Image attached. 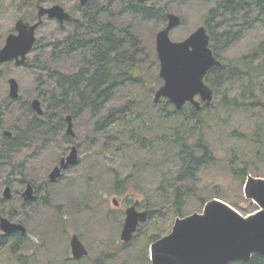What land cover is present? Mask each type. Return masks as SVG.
Segmentation results:
<instances>
[{"label":"rangeland","instance_id":"374dc122","mask_svg":"<svg viewBox=\"0 0 264 264\" xmlns=\"http://www.w3.org/2000/svg\"><path fill=\"white\" fill-rule=\"evenodd\" d=\"M23 1L0 0V46L5 43L10 33H15V26L19 20L24 16L33 19L38 13V6L51 8L60 5L74 19H79L87 11L78 8L79 6L86 8L80 5V0H37L34 7H25L22 5ZM98 1L101 3L104 0ZM217 1L220 0H149L148 6H165L169 10L167 13L182 18V26L171 32V39L181 42L205 26V19ZM155 17L147 23V34L150 39L148 43L154 40L156 50L157 34L166 27L167 21L159 16ZM43 20V25L36 31L39 45L28 59L34 61L38 58L43 64L51 67L53 47L50 44L62 41L69 32H73L74 25L70 23L71 21L60 24L47 16ZM31 22L33 25L39 20ZM263 44L264 24H259L233 37L229 48L220 51L218 55L227 62H237L245 55L255 52ZM221 46L222 44L219 48ZM152 60L154 68L151 65ZM83 62V59L70 62L71 73L87 68ZM145 62L151 65L150 71L154 70L155 73L158 70L160 77L161 66L157 51L155 57H150L148 61L142 63ZM3 71L4 77L0 79V100L8 97V81L14 78L19 84L20 97L22 102L27 104L26 107L34 100H40L44 110L40 93L53 90L54 85L46 86L40 83V68L34 65L26 67L10 64L4 67ZM146 80L149 87L156 92L164 85L162 79L160 84L157 79H149L148 76ZM247 87L248 85L242 83L234 85L235 96L247 91ZM217 101L215 98L210 105H214L215 108L213 106L212 109L205 111L207 115L205 124L197 125L200 129L197 132H201L200 135L205 137L216 161L202 170L196 186L191 181L183 182L185 190H192L187 192L184 217L194 213L202 214L209 201L220 197L218 193L221 194L220 199L229 205L237 206L238 209H235L245 217L260 210L257 204H253L245 196L244 188L248 178L243 180L236 172L239 169L247 170L251 177L264 178V112L250 107L236 109L235 106L216 109ZM204 105L206 106L203 103ZM107 113L108 110L105 109L95 117L87 113L73 120L75 136H71L67 134V123L63 124L61 129L60 125L55 123L53 131L45 134L43 129L38 128L37 123L32 122L33 117L27 118L26 109L13 105L4 111L0 123L13 136L7 137L0 131V154H3L0 156V237L4 233L1 229L2 218L24 225L27 233L24 240H19L20 249L16 253L9 250L11 240L6 247L0 249V264H80L69 260L72 256L70 240L73 234L78 235L89 250V255L84 260L85 264H124L123 252H130L136 246L144 245V239L154 233L153 221L147 219L139 226L130 242L124 243L121 240L126 210L136 202H139V211L148 210L142 202L143 194L137 195L132 191V189L140 191L138 188L129 186L128 193L117 192L109 176V170H113L114 165L98 155V148L104 135L101 133L94 135L92 131L95 124ZM31 124L34 125L30 127ZM72 146L79 148L80 163L63 171L61 180L51 183L49 175L55 167L60 166L62 158L71 153ZM143 171L139 185L141 190H147L151 196L154 194V197L159 199L157 189L163 174L152 168ZM92 177L96 182L92 180L91 185H88ZM26 181L39 189L40 198L37 204H24L19 196L20 192L27 189V184H24ZM7 187L12 191V198L9 200H6L4 195ZM131 193L134 196L133 201L129 203L127 198L131 199ZM7 201L10 202L5 203ZM11 207L17 214L13 218L12 211H9ZM74 209L80 210L72 215ZM177 219L174 220L172 227L168 224L160 232L163 233V237L171 233ZM150 247L151 245L149 255ZM108 252L114 253L115 257H107ZM133 264H145V261L143 259Z\"/></svg>","mask_w":264,"mask_h":264},{"label":"trees","instance_id":"16d2710c","mask_svg":"<svg viewBox=\"0 0 264 264\" xmlns=\"http://www.w3.org/2000/svg\"><path fill=\"white\" fill-rule=\"evenodd\" d=\"M35 2L37 0H24L22 5L34 7ZM148 3L149 0L144 3L140 0L101 3L90 0L86 8L79 6L87 11L79 19L72 18L73 32L62 41L50 44L52 66L48 67L38 58L26 64V67L40 68L41 84L54 85L53 90L40 93L44 115L39 117L22 100L12 104L26 109L27 118L33 117L32 122L45 134L53 131L55 123L60 125L59 129L66 125L67 115L71 114L76 120L87 113L95 117L108 110L92 131L94 135H104L98 155L114 165L109 176L119 194L128 193L129 186L140 190L132 189L137 195L143 194L142 202L151 212L148 220L153 221L154 226V233L144 239V245L123 252L124 264L143 259L145 264H151L149 246L163 237L160 232L168 224L172 227L176 218L185 215L187 192L192 190H185L183 182L191 181L196 186L202 170L216 161L205 137L197 132L200 131L197 125L207 120L205 111L214 105H204L198 111L188 104L177 110L167 99L155 101L156 91L149 87L146 78L157 79L159 84L162 80L158 70L150 71L151 65L154 68L153 60L151 65L142 63L156 56L154 40L148 43L147 23L155 16L167 21L169 10L165 6H148ZM116 9L119 11L115 12ZM23 19L31 18L24 16ZM259 24H264V0H220L209 11L204 25L211 37L210 47L222 62V66L212 69L205 79L214 91V99H218L216 109L235 106L264 112V44L237 62H227L218 55L229 48L233 37ZM38 45L37 42L34 50ZM80 59L87 68L71 73L70 62ZM141 64L146 66L141 67ZM237 83L248 85L240 96H235L234 92ZM246 98L252 99L244 100ZM146 168L163 174L157 189L159 199L139 186ZM236 173L243 180L249 177L247 170L239 169ZM89 180L87 184L91 185L95 178ZM130 196L129 203L134 194ZM79 210L74 209L72 215ZM4 240L6 238H0V248L7 246ZM19 240L20 237L9 242L11 253L20 249ZM108 253L107 257H115L114 253ZM230 264H264V256L255 254L249 261Z\"/></svg>","mask_w":264,"mask_h":264},{"label":"water","instance_id":"95a60500","mask_svg":"<svg viewBox=\"0 0 264 264\" xmlns=\"http://www.w3.org/2000/svg\"><path fill=\"white\" fill-rule=\"evenodd\" d=\"M90 0H81L85 6ZM146 1V0H141ZM64 24L72 16L60 5L51 8L39 7V22L30 24L23 19L16 24L17 35L8 37L5 47L0 51V65L16 61L24 65L28 55L37 43L36 31L43 25L44 17ZM166 27L156 37V51L160 60V77L164 85L156 92L155 101L167 99L177 110L190 104L196 110L202 109V103L210 106L214 101V91L206 83L209 72L222 66L210 47L211 37L205 26L200 27L190 37L181 42L171 39V32L182 26V18L176 14L167 15ZM10 97L20 99V87L15 79L10 80ZM198 98L200 100H198ZM32 109L40 116L44 115L40 100L31 103ZM2 105L0 102V115ZM67 134L75 136L73 117H66ZM5 136L12 137L10 131ZM79 150L76 146L61 160L50 175L55 183L62 172L78 165ZM244 193L247 199L257 204L260 210L248 217L221 199L209 201L202 214L194 213L178 218L168 235L155 241L150 247L152 264H230L236 261H249L255 254L264 256V178L248 177ZM5 199L12 198L10 187L5 189ZM24 197L35 200L34 188L28 185ZM117 205V203L115 202ZM139 202L126 210V220L121 235L124 243L130 242L139 226L145 223L150 211H139ZM1 229L5 234H26L22 224L1 219ZM72 253L75 259L87 257L89 252L78 235L71 239Z\"/></svg>","mask_w":264,"mask_h":264},{"label":"flooded vegetation","instance_id":"af4514ba","mask_svg":"<svg viewBox=\"0 0 264 264\" xmlns=\"http://www.w3.org/2000/svg\"><path fill=\"white\" fill-rule=\"evenodd\" d=\"M141 1V0H140ZM147 1V0H146ZM146 1H144V2H146ZM141 2H143V1H141ZM143 2V3H144ZM80 5H81V0H80ZM81 6H83V5H81ZM86 6V5H85ZM84 7V6H83ZM38 10H39V6H38ZM169 13H167V15H168ZM24 20V19H23ZM37 20H39V18H38V13H36L35 15H34V17H33V19L31 18V19H29L28 21L27 20H24L25 22H28V23H30V24H32V22L31 21H37ZM167 22H168V18H167ZM61 24V23H60ZM167 24V23H166ZM15 33L13 32V33H10L8 36H7V38H6V41H5V43L4 44H2V46H0V51L5 47V45H6V42H7V39H8V37L10 36V35H12V34H15V35H17L18 34V32L16 31V26H15ZM33 52V51H32ZM31 52V53H32ZM30 53V54H31ZM29 54V55H30ZM29 55H28V57H29ZM28 57H27V61H26V63L24 64V65H17V63H16V61H12V62H8V63H4V64H2V65H0V79H2L3 77H4V71H3V68L4 67H8L10 64H15V66H26V64H27V62H28ZM11 79H14V78H10L9 79V81H8V84H9V90H8V97L5 99V100H0V102H1V105H2V109H1V115H0V118L3 116V114H4V111L5 110H8V108H9V105H12V104H14V102H20L21 101V97H20V99L19 100H13V99H11V97H10V91H11V84H10V80ZM13 106V105H12ZM20 107H22V106H20ZM32 111H34L33 109H32V106H31V103H30V105L28 106ZM66 123H67V121H66ZM68 125V124H67ZM0 131H3L4 133H5V126L4 125H2L1 123H0ZM74 146H72L71 147V151H72V148H73ZM77 147V146H76ZM78 148V147H77ZM78 150H79V148H78ZM80 157V156H79ZM65 158V157H64ZM63 159V158H62ZM80 160V159H79ZM79 163H80V161H79ZM78 163V164H79ZM56 168V167H55ZM69 170V169H68ZM49 178H50V175H49ZM63 178V172H62V174H61V176L57 179V181L56 182H58L59 180H61ZM52 183V182H51ZM25 185L27 184V187H28V185L29 184H31L32 186H33V188H34V196H35V200H33V201H27L26 199H25V197H24V193H25V191H22V192H20L19 193V196L22 198V200H23V202H24V204H37V202L39 201V198H40V192H39V189H37L36 188V186L34 185V184H32V183H29L28 181H26L25 183H24ZM8 202H10V201H7V202H5V203H8ZM24 207H25V205H24ZM9 211H12L11 212V214H12V218L14 217V215H17L16 214V210H14V208L13 207H11V208H9ZM18 214H20V213H18ZM14 223V222H13ZM16 224H19V223H16ZM73 235H75V234H73ZM24 236H25V234H22V233H13V234H5V233H3L2 234V238H6V240H4V241H7V242H9L10 240H13V239H16V238H18V237H20V240H24L25 238H24ZM0 237V238H1ZM73 237V236H72ZM81 239V238H80ZM71 241V240H70ZM82 241V240H81ZM82 243H83V241H82ZM84 244V243H83ZM85 245V244H84ZM86 246V245H85ZM70 248H71V242H70ZM87 248V247H86ZM1 249V248H0ZM87 250H88V248H87ZM88 252H89V250H88ZM72 255V256H71ZM71 257H69V260H71V261H75V262H79L80 264H85V261L84 260H86L87 259V257H83V258H80V259H75L74 258V256H73V253H72V248H71ZM89 255V254H88Z\"/></svg>","mask_w":264,"mask_h":264}]
</instances>
